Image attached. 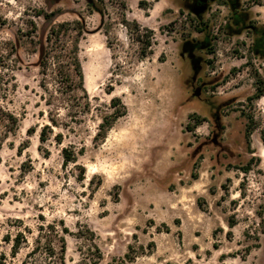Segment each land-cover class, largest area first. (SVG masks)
<instances>
[{
    "label": "rangeland",
    "instance_id": "rangeland-1",
    "mask_svg": "<svg viewBox=\"0 0 264 264\" xmlns=\"http://www.w3.org/2000/svg\"><path fill=\"white\" fill-rule=\"evenodd\" d=\"M92 1L0 0V264L48 262L28 255L39 225L55 246L66 238L67 264H264V93L254 97L264 92V57L251 51L264 32V0H242L247 29L223 0L201 18L183 0ZM78 20L90 108L74 121L59 102L66 82L54 54L73 48ZM184 41L209 42L196 50L201 97L187 84ZM218 112V142L235 150L224 163L221 145L203 143ZM64 148L76 161L64 162ZM19 232L26 241L14 255Z\"/></svg>",
    "mask_w": 264,
    "mask_h": 264
},
{
    "label": "trees",
    "instance_id": "trees-1",
    "mask_svg": "<svg viewBox=\"0 0 264 264\" xmlns=\"http://www.w3.org/2000/svg\"><path fill=\"white\" fill-rule=\"evenodd\" d=\"M139 4L144 6L146 2L144 0H140ZM56 13L59 12H53L49 19H47V21L50 20ZM53 21L51 22V24L53 23ZM67 24L68 23H62L60 27L66 26ZM74 25L76 27L75 30H78L79 35L74 38L75 44L73 48L68 51L63 50L59 53L54 54V58L56 59V62L59 66L58 72L63 77V81L66 82L65 85L61 87V89H59L60 95L62 96L59 102L60 104H62V107L68 111L67 113H69L72 120L77 121L79 120V116L81 114H84V112L89 110L90 100L89 93L85 87V74L83 72V68L78 55L80 36L82 34V30L85 29L86 24L83 20H78L75 21ZM65 36H68L67 33ZM251 51L254 52L256 55L264 56V32L261 31L258 35H256L251 46ZM45 53L46 50L44 47V53L41 59L39 60V64H41L42 60L44 59L46 55ZM263 93V91H260L254 97L257 98ZM119 101V98L116 97L112 99V103L114 104V106L115 103ZM47 104L51 105L52 101H47ZM122 106V111H115L112 115L103 117L102 123L99 124L100 131L96 134V137L101 136L102 139L106 136L107 130L111 128L112 122H114L119 116L125 113L126 107L124 105ZM49 119L52 124H58L57 116L50 115ZM8 120L11 124L17 125L18 119L14 115H9ZM197 121L199 123L201 119L197 118ZM246 128L247 129L245 136L249 144V134L252 131L251 123H248ZM47 129H50L49 124H45L41 128V131L39 133V140L41 143H44L48 140ZM8 130L12 132L14 131V129ZM57 139L58 141H60V138ZM63 157L64 162L76 161L75 152L69 151L66 148L63 149ZM229 225L230 227H233L235 225V221H229ZM47 227L50 228L49 232L55 234V236L56 234H58V230L53 224H48ZM63 230H66V228ZM43 234L45 235L43 236ZM230 234L231 231H228V235ZM39 237L40 238L36 239V243L31 252L28 253L29 256L36 255L38 253H43L44 256L48 257V262H45V264H67V241L64 236L57 235L56 240L58 241V244L55 246V242H53L51 235L45 232V225H39ZM13 240L14 243L12 248L14 255H16L22 244V241H26V239L24 238L23 233L19 232Z\"/></svg>",
    "mask_w": 264,
    "mask_h": 264
},
{
    "label": "flooded vegetation",
    "instance_id": "flooded-vegetation-1",
    "mask_svg": "<svg viewBox=\"0 0 264 264\" xmlns=\"http://www.w3.org/2000/svg\"><path fill=\"white\" fill-rule=\"evenodd\" d=\"M92 5L93 1L88 0ZM219 1V0H183L181 6L184 9H187L192 15L196 16L197 18H201V16L207 12L209 7L212 3ZM228 4V7L231 10L232 20L234 24L237 26L244 25L243 29L249 28L246 24L247 14L242 11V0H223ZM237 33V32H236ZM209 45L208 41H184L182 45L181 57L184 59L187 57L189 59L191 68H192V75L187 79V84L191 87L193 91V95L196 97H201L202 89L204 85L196 86V81L198 78L199 73L202 70L201 64L203 62V57L196 53L198 49H204ZM264 57V56H262ZM207 100V99H205ZM249 122L247 121V124ZM223 123L221 116L218 113L213 115V126H212V136L206 139L203 143L204 145L209 143H215L216 145H221L218 152V162L224 163L226 158L221 157L223 154H228L230 158H233L234 155V147L232 144H220L218 142L220 136L222 135ZM247 129V128H246ZM246 133V131H245ZM246 138V136H245ZM246 144L248 141L246 139Z\"/></svg>",
    "mask_w": 264,
    "mask_h": 264
},
{
    "label": "water",
    "instance_id": "water-1",
    "mask_svg": "<svg viewBox=\"0 0 264 264\" xmlns=\"http://www.w3.org/2000/svg\"><path fill=\"white\" fill-rule=\"evenodd\" d=\"M60 15V13H56L50 20L46 21L42 28H41V32H40V47H39V57H38V62L37 65L39 64V60L41 59V57L43 56L44 53V37L46 34V31L49 27V25L51 24V22L53 20H55L58 16ZM172 180V176H169L168 178L164 179V180H160V184H162V186H167L168 183Z\"/></svg>",
    "mask_w": 264,
    "mask_h": 264
}]
</instances>
